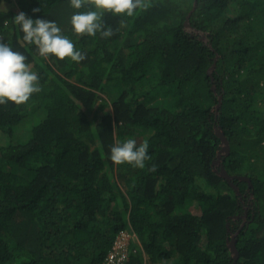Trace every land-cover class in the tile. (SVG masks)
Masks as SVG:
<instances>
[{
    "label": "trees",
    "instance_id": "1",
    "mask_svg": "<svg viewBox=\"0 0 264 264\" xmlns=\"http://www.w3.org/2000/svg\"><path fill=\"white\" fill-rule=\"evenodd\" d=\"M88 10L0 0V41L41 88L0 105V264H108L125 231L141 244L122 264H264V0H143L104 14L109 38L73 33ZM21 11L55 21L86 58L40 56ZM127 139L148 143L143 169L111 161ZM219 154L251 188L219 175Z\"/></svg>",
    "mask_w": 264,
    "mask_h": 264
},
{
    "label": "clouds",
    "instance_id": "2",
    "mask_svg": "<svg viewBox=\"0 0 264 264\" xmlns=\"http://www.w3.org/2000/svg\"><path fill=\"white\" fill-rule=\"evenodd\" d=\"M70 6L77 10L89 9L77 11L72 15L70 23L75 35L96 36L99 33L101 38H109L114 35V31L110 26H105L104 14L132 16L143 6V0H70ZM13 22L20 27L24 42L34 45L38 54L45 59L54 56L58 60L70 58L79 63L86 58L76 49L74 43L62 34L55 21L32 19L21 11L15 15ZM26 60L23 54L0 41V105L25 104L34 93L41 90L38 74L31 70ZM148 149L146 141L137 145L135 139H127L111 147L110 159L115 165L129 164L143 169L145 161L151 158ZM149 171L155 172L157 167L153 165Z\"/></svg>",
    "mask_w": 264,
    "mask_h": 264
},
{
    "label": "water",
    "instance_id": "3",
    "mask_svg": "<svg viewBox=\"0 0 264 264\" xmlns=\"http://www.w3.org/2000/svg\"><path fill=\"white\" fill-rule=\"evenodd\" d=\"M186 25H187V28L190 31H192L190 25L188 23ZM197 33L205 36L202 31H199ZM219 108H220V104L217 106V113H218V109ZM216 132H217L218 136L221 138V141H222V147H223L222 148V152H225L226 155H228L229 154V151H230V146H229V141H228L227 137L224 135L222 129L219 128V127L216 128ZM219 157H220L219 159L221 161V158L222 157H221L220 154H219ZM217 164H218V162H217ZM219 175L221 177H223L224 179H226L227 181H229L232 184V186L237 190V193L238 194H239L238 187L233 183V180L238 179L240 181H246V182H248L250 184V180L247 177H244V176H231V175L228 174V172L226 171V169L224 167H222L221 171L219 172ZM251 186L252 185L250 184V187L249 188H251ZM236 219H238V218H236ZM229 247H230V249L232 251L233 258L236 261L238 259V252H237L236 247H235V241L230 242L229 243Z\"/></svg>",
    "mask_w": 264,
    "mask_h": 264
},
{
    "label": "built area",
    "instance_id": "4",
    "mask_svg": "<svg viewBox=\"0 0 264 264\" xmlns=\"http://www.w3.org/2000/svg\"><path fill=\"white\" fill-rule=\"evenodd\" d=\"M123 233H121V236H123ZM125 237V236H124ZM118 242L116 241L115 243V247H114V251L111 253L110 257L107 260L108 264H122L124 261V257H125V253H126V249H125V245L122 247H119ZM121 254H123L121 256Z\"/></svg>",
    "mask_w": 264,
    "mask_h": 264
},
{
    "label": "rangeland",
    "instance_id": "5",
    "mask_svg": "<svg viewBox=\"0 0 264 264\" xmlns=\"http://www.w3.org/2000/svg\"><path fill=\"white\" fill-rule=\"evenodd\" d=\"M117 242H118L117 245L119 247H122L125 245L126 250H128V247H129L131 242H135L138 245L141 244L140 240L137 238V236L135 234L130 233V232H126V231L123 233V236H121V233L119 234Z\"/></svg>",
    "mask_w": 264,
    "mask_h": 264
},
{
    "label": "flooded vegetation",
    "instance_id": "6",
    "mask_svg": "<svg viewBox=\"0 0 264 264\" xmlns=\"http://www.w3.org/2000/svg\"><path fill=\"white\" fill-rule=\"evenodd\" d=\"M219 158H220V157H219V155H218L217 158H216V161L214 162V164H215L216 166H220V169H222L221 161H220ZM217 162H218V164H217Z\"/></svg>",
    "mask_w": 264,
    "mask_h": 264
}]
</instances>
